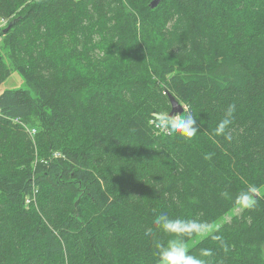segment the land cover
<instances>
[{
	"label": "trees",
	"instance_id": "trees-1",
	"mask_svg": "<svg viewBox=\"0 0 264 264\" xmlns=\"http://www.w3.org/2000/svg\"><path fill=\"white\" fill-rule=\"evenodd\" d=\"M151 1L0 0V85H26L0 93V264H157L155 215L208 226L249 184L189 250L264 264V0ZM170 94L191 139L151 123Z\"/></svg>",
	"mask_w": 264,
	"mask_h": 264
},
{
	"label": "clouds",
	"instance_id": "clouds-1",
	"mask_svg": "<svg viewBox=\"0 0 264 264\" xmlns=\"http://www.w3.org/2000/svg\"><path fill=\"white\" fill-rule=\"evenodd\" d=\"M231 109L213 130L214 136L227 135V129L231 124ZM194 115L188 113L182 116H170L167 113H160L157 117L156 126L162 133L168 135H179L185 139H191L197 134L198 126ZM259 189L254 184L247 185L236 195L235 203L242 209H251L255 207L256 200L254 196ZM225 198H231V193L225 191L222 193ZM152 225L160 233H163L166 239L157 244L156 259L157 264H210L208 257L212 255L210 249H201L200 252H190L185 240L194 235H202L208 231L206 224L194 218L182 216H170L167 212H160L155 215ZM145 235L152 237L154 235L153 227L146 230ZM221 245L223 241L219 237H213Z\"/></svg>",
	"mask_w": 264,
	"mask_h": 264
},
{
	"label": "rangeland",
	"instance_id": "rangeland-1",
	"mask_svg": "<svg viewBox=\"0 0 264 264\" xmlns=\"http://www.w3.org/2000/svg\"><path fill=\"white\" fill-rule=\"evenodd\" d=\"M25 83L23 81V79L21 78V76L16 73L13 72L10 77H8L1 85H0V93L4 90H15V89H20V88H25ZM182 106V104H181ZM186 106L184 105L183 111L186 110L185 109ZM19 122L21 123V121L19 120ZM23 124V123H21ZM25 129L27 128V125H22ZM262 190H264V187L261 188ZM240 210L239 208H236L232 211H230L227 215H224L223 217L219 218L217 221L209 224L207 226L208 231L202 235H196L193 239L186 241V244L188 245L189 248H191L196 242H198L199 240H201L202 238H204L205 236H207L208 234H210L216 227L222 225L224 222L228 221L234 214L238 213Z\"/></svg>",
	"mask_w": 264,
	"mask_h": 264
},
{
	"label": "bare ground",
	"instance_id": "bare-ground-1",
	"mask_svg": "<svg viewBox=\"0 0 264 264\" xmlns=\"http://www.w3.org/2000/svg\"><path fill=\"white\" fill-rule=\"evenodd\" d=\"M154 1H156V0H152V1L150 2V7H151V8L156 7L157 4H158V2H159V0H157L156 4H155V5H152V3H153ZM6 22H7V20H6L5 18H1V19H0V28H3V27L5 26V24H6ZM169 98H170V99L173 98L175 101H177V106L181 109L180 111H179L178 109H176V111H174V112L171 114V112H172V103H171V111L169 112V115H170V116H174V115H176V114H178V113H182V112H183V107H182L181 104L178 102V100H177L173 95H171V94L169 95ZM170 102H171V100H170ZM185 109H187V108H185ZM155 116L158 117L159 114H157V115H155ZM177 117H178V116H177ZM15 121H16V122H19L17 119H15ZM21 123H22V122H21ZM21 123H19V124H21ZM151 123H153V124L155 125L156 129H157L159 132H161V131L159 130V128L156 126L157 123H155L153 120H151ZM23 124H24V123H23ZM23 124H21V125H23ZM24 125H25V124H24ZM26 130H27V132H29V134H30L31 137H33L34 134H35V132H36L35 128H32V127L29 128L28 126H27ZM161 133H162V132H161ZM51 155H52V156H55V155H59V153H58L57 150H56V151H53ZM38 162H40V161H38ZM40 163H41V162H40Z\"/></svg>",
	"mask_w": 264,
	"mask_h": 264
},
{
	"label": "water",
	"instance_id": "water-1",
	"mask_svg": "<svg viewBox=\"0 0 264 264\" xmlns=\"http://www.w3.org/2000/svg\"><path fill=\"white\" fill-rule=\"evenodd\" d=\"M156 2H157V0L154 1V2L152 3V5H155ZM8 28H9V26L7 27V29H8ZM170 100H171V103H172V112H171V114H172L174 111H176V109H178V110L180 111L181 109L177 106V101H175L173 98H171Z\"/></svg>",
	"mask_w": 264,
	"mask_h": 264
}]
</instances>
